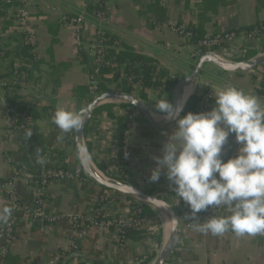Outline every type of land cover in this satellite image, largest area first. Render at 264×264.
<instances>
[{
	"label": "crops",
	"instance_id": "crops-1",
	"mask_svg": "<svg viewBox=\"0 0 264 264\" xmlns=\"http://www.w3.org/2000/svg\"><path fill=\"white\" fill-rule=\"evenodd\" d=\"M19 3L20 5L9 9L10 15H13V23L1 35L0 49L13 52L22 47L20 38H4L13 33L24 35L16 18L20 8L26 5L28 20L38 37V53L34 54L30 49L37 62L36 69L31 75L26 74L24 68H31V65L25 59L13 53L5 57V53L0 51V77L13 80L18 68L21 84L36 94L33 104L39 114L34 121L36 136L30 145L23 147L17 135L6 131L8 102L11 103L14 93L6 99L0 98V208H13L14 203L9 197L12 191L24 202H29L34 197L38 186L37 171L41 165L37 163L38 156L45 163L53 162L67 168L79 164L74 142L75 132L62 133L53 124L52 117L58 107L79 111L93 101L89 100L92 96L89 87L91 66L78 57L75 29L61 22L64 12L81 15L84 18L86 36H92L94 26L88 12L91 0H19ZM151 3L154 1L108 0L106 29L120 42L158 60L170 72L171 77L180 80L193 70L191 66L197 64L198 57L195 45L176 34L172 25L177 22L188 26L197 23V9L192 0L185 5L177 3L162 7L166 10V15L165 20L160 21L156 13L151 11ZM210 17L211 21L205 26L209 36L263 23L264 0H236L231 5L217 7L214 13H210ZM263 47L264 36L256 42L234 43L221 49L219 55L236 61L239 56L234 53L252 50L259 55L264 53ZM17 59H22L24 65L16 68ZM261 79V68L243 73H228L208 64L195 86L191 87V95L196 92L210 93L209 107L205 110L208 111L215 103L214 91L225 85H234L261 98L264 92ZM80 85L85 88L76 90ZM133 86L136 96L140 97L138 93L142 91V86L139 83ZM144 93L146 99L140 98L147 103L156 120L162 119L164 114L157 110L156 101L167 97L172 102L170 92L159 88L146 89ZM108 103L118 104L120 101ZM131 109L132 133L126 146L130 163L125 172L119 169V174L114 179L121 178L135 186L153 188L156 196L170 202L176 193L167 179L166 170L157 182H151L149 177L157 166L155 157L163 154V145L175 130L176 121L170 126L157 128L139 110ZM115 111V117H110L106 112L94 116L86 126L85 135V143L88 140L91 145L90 151L86 147L91 161L111 178L106 160L116 152L117 116L124 109L115 106ZM180 115L182 116V112ZM222 156L224 158L223 152ZM20 169L29 177L19 174L17 170ZM103 194L109 196L108 203H113L111 207L115 215L130 216V199L124 195L107 191L97 183L78 180L53 181L48 189L49 200L46 206L49 215L58 217V220L44 224L29 219L21 220L16 227L9 254L16 257L18 264H47L57 253L68 251L73 242L72 218L75 214H91ZM153 210L154 213L146 217L147 228L131 230L124 246L119 245L118 233L114 227L96 226L89 230L78 251L98 264H141L150 257L152 260L149 264H153L169 238V219L161 211ZM229 214L227 209L220 216ZM193 223L195 222L183 217L179 219L177 245L166 264H264L263 235L236 236L231 231L219 236L204 234L194 230ZM2 224L0 222V226ZM161 229L162 237L159 240ZM0 264L9 262L0 257Z\"/></svg>",
	"mask_w": 264,
	"mask_h": 264
},
{
	"label": "clouds",
	"instance_id": "clouds-1",
	"mask_svg": "<svg viewBox=\"0 0 264 264\" xmlns=\"http://www.w3.org/2000/svg\"><path fill=\"white\" fill-rule=\"evenodd\" d=\"M211 110L181 116L184 102L173 105L167 97L156 101L164 119L175 120V130L155 157L156 167L149 177L167 179L180 199L190 207L188 220L194 230L236 236L264 234V102L251 92L225 85L213 93ZM52 122L62 133L79 132L84 126L83 110L58 107ZM234 133L237 155L226 161L222 156L229 135ZM32 132H27L31 136ZM43 165L44 159L37 157ZM209 206H227L229 215L201 222L197 214ZM11 206L0 208V222L7 223Z\"/></svg>",
	"mask_w": 264,
	"mask_h": 264
},
{
	"label": "built area",
	"instance_id": "built-area-1",
	"mask_svg": "<svg viewBox=\"0 0 264 264\" xmlns=\"http://www.w3.org/2000/svg\"><path fill=\"white\" fill-rule=\"evenodd\" d=\"M96 1V0H93ZM157 1L162 7H168L170 5H175L181 3L185 5L189 0H152ZM27 6L24 5L20 8L17 14V25H19L21 31L24 33L27 43L31 46V52L34 54L38 53V37L36 31L32 24L28 20V14L26 11ZM91 21L94 26V34L87 37L85 34L84 18L78 14L63 13L61 15V22L65 26H72L76 33V45L78 47V57L82 61H87L89 66H91V72L89 76V87H91L92 96L96 97L100 94L98 91L99 73L104 67H114L117 66L116 62H112L109 59V50L114 47L106 44L104 38L102 37L104 29L107 28L108 13L107 10L97 9L91 14ZM172 30L184 38L187 42L190 40V32L187 30V25L185 23H175L172 25ZM264 36V25L260 28H255L254 30L247 31L242 28L239 31H226L220 34L210 35L199 41L196 47V56L200 57L203 53H210L219 55L221 49H226L234 43H240L242 41L256 42V40L263 38ZM191 43V42H189ZM264 48V47H263ZM244 51V50H243ZM242 51V52H243ZM242 52L234 53L236 56L242 55ZM233 55V54H232ZM220 56V55H219ZM222 56V55H221ZM226 58V57H225ZM228 59V58H226ZM229 60V59H228ZM16 68L20 65H24L22 59L16 60ZM16 77L13 80H8L6 78L0 77V98L6 99L11 93H19L24 97L26 103H33V97L36 96L33 90L26 89L19 80L18 68L15 70ZM18 76V77H17ZM202 106L206 110L209 106L210 93L204 92ZM262 102H264V92L261 97ZM8 116L6 123V131L11 132L18 136L20 145L26 147L30 145L33 141V128L31 125L32 113L37 111L28 106L24 112L16 111L8 102ZM31 131V136H27V132ZM127 146V145H126ZM126 146L124 147L125 156H128L126 151ZM239 145L236 142L235 134L229 135L228 143L224 146L223 154L224 160L226 161L230 157L237 155V150ZM118 145L116 144L115 154L106 160L107 171L115 178L117 176L119 166L115 163L116 155L118 154ZM19 174L29 177L24 171L17 170ZM63 180H78L83 182H89L95 184L87 173L84 172L83 168L79 164H75L73 168H64L61 165L54 164L53 162L44 163L40 165L37 171V181L38 186L34 197L29 202H24L20 199L15 191H12L10 198L14 203L13 212L7 223H3L0 226V257L5 258L7 254L10 253L11 246L14 242V235L17 225L21 220L29 219L38 221L42 224L45 222L57 221L58 217L50 216L47 212V206L49 196L48 189L53 181H63ZM116 194L115 192H113ZM123 196V194H118ZM109 196L103 194L100 197L99 202H101L100 207L96 209L87 216L76 215L72 218L73 222V242L72 248L74 250H79L81 244L85 240L86 235L92 227L100 226L104 228L114 227L117 230V241L119 245L124 246L128 242V233L131 230H141L147 228L146 217L140 215L142 209V203L136 200H130L132 207L130 216L115 215L112 212L113 203L109 205ZM170 205L172 206L175 214L178 218L182 217L187 219L186 216L190 215V207L185 203L180 197L175 194L170 200ZM227 206L212 207L209 206L206 210H203L197 214L198 219L203 222L204 220L212 217L213 215L220 216L223 211L227 210ZM188 220V219H187ZM190 222H194L189 220ZM264 236V234H261ZM62 253H57L54 258L50 259L47 264H59Z\"/></svg>",
	"mask_w": 264,
	"mask_h": 264
},
{
	"label": "trees",
	"instance_id": "trees-1",
	"mask_svg": "<svg viewBox=\"0 0 264 264\" xmlns=\"http://www.w3.org/2000/svg\"><path fill=\"white\" fill-rule=\"evenodd\" d=\"M194 2V6L197 9V23H193L191 26L187 25V30L190 32V40L193 45H198L199 41L208 37L207 31H206V24L211 21L210 13H214L217 7L220 6H228L233 4L236 0H192ZM108 0H91V4L88 8V12L91 14L94 10L101 9V10H107ZM20 5L19 0H1L0 1V38L1 35H3L6 30L11 26L13 23V15H10L9 9L12 6H18ZM151 11L153 13H156L157 18L160 21L165 20V13L166 10L162 8V6L159 4V2L155 1L154 3H151ZM261 25H264L263 23H256L252 25H247L245 27H242L246 29L247 31L254 30L255 28H260ZM241 29H232L228 31H239ZM226 32V31H225ZM20 38L22 40V47L16 49L13 52L4 51L3 49H0V51H3L5 53V57L7 55H10V53H13L15 56L21 57L27 61L31 65V68H24V71L26 74L31 75L34 70L36 69L37 62L33 56V54L30 52V46L26 43L25 37L22 33H13L11 35L6 36L4 39H11V38ZM102 37L104 38L106 44L113 46L109 50V59L112 60V62H116L117 66L114 67H104L101 69V72L99 73V82H98V91L100 93L118 90L120 92H125L130 95L136 96L137 92L134 89V86L136 83H139L140 86H142V91L138 93V95L144 99H146V95L144 93V90L146 89H152L157 90L159 88H165L170 92L171 98L173 91L176 84L178 83V78H173L170 75V72L159 63L158 60H156L153 57H150L148 55L142 54L137 52L133 47H131L128 44L120 42L114 35H112L110 32H108L107 29H104ZM256 53L252 50H244L242 52V55L237 57L236 61H241L243 59L251 58ZM196 64H193L191 66V69L195 68ZM262 70V79H261V85L264 87V65L261 67ZM83 86H77L76 90L84 89ZM94 98V95L89 98L90 101H92ZM203 101V94L196 92L195 94L191 95L186 103L184 104V108L182 111V116L186 115L188 112H202L205 111L202 106ZM11 106L19 112H24L25 109L28 106H31L32 109L35 110V104L31 103H25L24 97L20 95L19 93H14V95L11 98ZM115 106H119L124 109V112L117 116V122H116V130H117V138L116 143L119 147L118 154L115 158V163L119 166V169H121L123 172L126 171V168L128 167L130 163L129 157L125 156L124 147L127 145L129 137L132 133V123H133V111L132 107L125 103L120 102L118 104L116 103H106L101 106H99L94 113V116L106 112L110 117L116 116ZM39 112L35 111L32 113V121L31 125L33 128V136L32 140L36 136V126L34 124L35 119L38 117ZM93 116V117H94ZM86 130V128H85ZM87 132V130H86ZM86 147L90 151L91 145L89 141H86ZM64 168H67L64 166ZM103 170L105 168L101 166ZM71 169V168H69ZM119 178V177H117ZM121 180V178H119ZM125 181V180H124ZM172 185V184H171ZM173 187V185H172ZM107 191H111L109 189H106ZM144 190L149 194H155L153 188H144ZM118 193V192H117ZM116 193V194H117ZM119 194V193H118ZM102 196V195H101ZM126 197V196H125ZM128 198V197H126ZM130 200H133L132 198H128ZM101 202H98L96 204V207H100ZM154 213V210L148 206L142 203V209L140 212V215L142 217L151 216ZM159 240H161V234L162 229L159 231ZM62 257L59 264H98V262H95L92 260L89 256H86L82 253H80L78 250H74L72 247L68 251H61ZM5 259L9 262V264H18L16 261V257L12 254H7L5 256ZM150 259L144 260L141 262V264H149L151 262Z\"/></svg>",
	"mask_w": 264,
	"mask_h": 264
},
{
	"label": "water",
	"instance_id": "water-1",
	"mask_svg": "<svg viewBox=\"0 0 264 264\" xmlns=\"http://www.w3.org/2000/svg\"><path fill=\"white\" fill-rule=\"evenodd\" d=\"M195 68L184 78L180 79L176 84L172 95V104L176 105L181 102L183 91L188 87L195 86L196 82L200 79L204 71V67L208 64H213L218 69H222L228 73H243L261 68L264 65V53L253 56L251 58L243 59L241 61H232L225 59L223 56L216 54L203 53L197 58ZM118 100L129 104L135 110H139L145 115L146 119L155 127H166L172 125L175 120H167L164 117L156 120L148 107L147 103L138 96L130 95L118 90L103 92L94 97L93 101L82 108L85 116L84 126L79 132H75V146L78 157V163L83 168L84 172L96 182L99 186L109 189L115 193L123 194L128 198L140 201L141 203L150 206L151 208L161 211L169 219L170 229L169 238L161 249V252L156 257L157 259L153 264H166L176 248L178 241L179 218L175 214L170 203L156 196L155 194L147 193L144 188L135 186L120 179H114L107 176L91 161L88 152L86 151L85 135L86 126L93 118L97 108L102 104ZM186 102V101H185ZM184 102V104H185ZM181 114V113H180Z\"/></svg>",
	"mask_w": 264,
	"mask_h": 264
},
{
	"label": "bare ground",
	"instance_id": "bare-ground-1",
	"mask_svg": "<svg viewBox=\"0 0 264 264\" xmlns=\"http://www.w3.org/2000/svg\"><path fill=\"white\" fill-rule=\"evenodd\" d=\"M192 91H193V89H192L191 87L186 88V89L183 91V93H182L181 101L185 102V101L188 99V97L191 95ZM167 226H168V229H170V228H169V223H168ZM168 235H169V233H168Z\"/></svg>",
	"mask_w": 264,
	"mask_h": 264
},
{
	"label": "rangeland",
	"instance_id": "rangeland-1",
	"mask_svg": "<svg viewBox=\"0 0 264 264\" xmlns=\"http://www.w3.org/2000/svg\"><path fill=\"white\" fill-rule=\"evenodd\" d=\"M225 58V57H224ZM226 59V58H225Z\"/></svg>",
	"mask_w": 264,
	"mask_h": 264
}]
</instances>
